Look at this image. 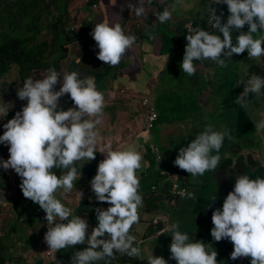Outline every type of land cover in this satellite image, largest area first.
Masks as SVG:
<instances>
[{
  "label": "clouds",
  "instance_id": "obj_1",
  "mask_svg": "<svg viewBox=\"0 0 264 264\" xmlns=\"http://www.w3.org/2000/svg\"><path fill=\"white\" fill-rule=\"evenodd\" d=\"M145 2L151 5L153 0H138V4L128 3L127 7L137 17L146 19ZM182 4L183 0H176L172 11L165 8L156 14V20L166 23L177 5ZM210 4L226 5L229 15L224 21L222 12L216 15V9L208 6L209 25L214 32L195 27L185 37L187 43L180 68L189 77L196 73L195 62L210 60L220 68H227L226 61L233 54L247 52L249 59L264 57V35L254 38L264 33V0H210ZM245 25L247 32L242 31ZM233 31L240 33L235 44ZM91 36L99 49L96 58L110 67L120 65L137 40L135 35L126 34L119 22L106 20L95 24ZM241 84L244 89L235 103L247 108L249 93L262 96L264 78L251 75L247 80H238L235 86ZM66 94L73 107L62 110L59 102ZM16 95L27 103L3 125L5 131L0 135V144L8 146L9 158L0 160V167L5 171L12 169L21 178L23 196L45 213V220L51 225L44 235L49 250L87 245L73 253L70 264H111L117 254L139 257L141 249L133 246L136 237L130 230L140 219L138 208L143 206V197L139 193L138 172L146 162L135 146L113 150L109 142L101 149L104 159L99 162L90 187L96 200L109 207L95 209L97 225L90 234L87 220L56 196L61 189L63 193L73 191L85 161L96 158L100 139L97 126L104 115L105 96L97 89L95 78H81L79 72L73 71L66 72L61 79L59 72L49 68L41 79H26ZM12 107V103L6 105L0 99V118L6 117ZM254 126L257 133L264 132V119ZM226 137L232 138L230 130L217 131L213 124H207L186 147L179 149L174 165L192 177L214 173ZM54 169L61 170L59 177ZM76 195L80 202L83 192L76 190ZM181 195L196 199L195 193L186 189L181 190ZM215 198L212 196L211 201ZM211 222L212 239L232 243L230 259L250 258V264H264V179H250L246 174L238 176L222 208L212 211ZM164 231L171 233L170 259L176 264H217V251L202 241H191L187 233L180 231L178 221L168 224L160 235ZM147 264H168V261L154 257L151 252Z\"/></svg>",
  "mask_w": 264,
  "mask_h": 264
},
{
  "label": "crops",
  "instance_id": "obj_2",
  "mask_svg": "<svg viewBox=\"0 0 264 264\" xmlns=\"http://www.w3.org/2000/svg\"><path fill=\"white\" fill-rule=\"evenodd\" d=\"M121 2H124L126 14L120 24L126 34L137 37L136 43L129 49L121 64L110 67L98 61L102 64L99 65L100 68H97L96 63L91 62L83 54L84 49L88 48L87 43L86 47H82V52L79 51L80 53L75 58L70 59V66H64L67 61L63 64L66 55L58 65L57 72L60 73L61 78L66 72L73 71L79 72L81 78L94 77L97 89L104 93L105 107L102 122L97 126L100 139L96 144V158L88 163L85 161L86 164L81 169V178L75 184L76 189L74 188L69 193H63L62 189L58 190L56 196L66 207L73 209L76 215L87 220L88 234H90L97 225L95 209L109 207L107 203L96 200L90 187V181L96 174L97 166L104 159V155L100 153L101 149L109 142L113 150H123L129 145L135 146L146 162L142 170L138 172L139 193L143 197V206L138 208L140 219L139 223L130 230L131 234L136 237L133 246H138L141 254L136 258L117 254L111 264H147L151 252L154 257H163L168 264H176L170 259L171 233L166 231L160 236L155 235L157 230L163 228L161 225L151 224L156 217L166 218L168 224L178 221L181 232L187 233L191 241H202L212 250H216L217 264H223L230 252L231 242L228 240L216 242L212 239L210 235L213 228L211 215L213 210L222 208L223 200L232 191L238 176L246 174L250 179H264V132L257 133L254 126L255 122L264 119V114L261 115L258 109L264 106V88L261 90L262 96L257 97L256 94L249 93L247 108L231 105L228 92L223 93V105L215 104L214 99L219 96L220 92L227 89L231 76L234 85L240 79H249L251 75L264 78V57L249 59L247 52L240 55L233 54L230 60L226 61L227 68H220L210 60L203 63L195 62L196 73L189 77L180 68L187 43L185 26L192 23L194 28L200 27L210 33L214 32L206 23L209 17L208 6L219 12L223 4H210V0H183V4L177 5L176 10L172 12L171 18L161 24L156 20V14L164 11L165 8L172 11V5L176 3V0H153L151 5L143 3L146 19L137 17L127 7L128 3L138 4V0H121ZM2 8L0 5V16L6 14ZM14 11L18 14L16 8ZM109 14L110 12L104 13L103 17H100L104 18L102 21L106 20L110 23L111 14L110 16ZM27 16H23L13 25L15 31L22 27L21 22ZM85 17H88V14ZM94 19L97 20L96 15ZM226 19L227 16L223 15V20L226 21ZM7 26L6 24L0 25V31L7 33L10 30ZM91 27L88 24L85 25L83 29L85 31H81L82 35H90ZM77 29L75 31L80 30ZM247 30L248 27L245 25L242 31L247 32ZM11 32H13L12 27ZM239 34L238 31H233V44ZM260 35L264 33H260L259 37ZM68 41L70 44L74 40L70 37L65 42ZM92 46L93 49L99 51L95 41L92 42ZM98 69L101 70L98 71ZM259 70L262 73L259 74ZM41 73L30 75L28 72L25 76L23 75L22 81L17 77L14 78L13 81H19L14 84L17 86L20 82L24 83L29 77L41 79L47 74L43 71L40 76ZM15 74L14 71L10 78ZM154 80L159 81V89L163 88V91L159 94L160 98H156L153 104L152 99L155 97L153 94L158 89L153 84ZM58 86L60 87L59 84ZM243 86V84L235 86L234 92H237L238 96L243 92ZM232 98H235V94ZM144 99L149 101L148 107L153 109L158 116L151 131L144 128L146 115V110L142 107ZM59 103L62 110L73 107L67 94L60 99ZM231 112H235L233 116L235 130L230 131L231 137L234 135V140L225 138L219 153L221 160L214 173L205 172L203 176L192 177L174 165L179 149L186 147L207 124H212L211 115H214V118L217 117V121L221 120L214 126L215 130L220 131L221 123L229 130ZM157 128L158 133H154ZM243 133L246 135H238ZM239 139L244 140L243 145L239 144ZM1 148L3 153L0 152V155L8 159V146L1 144ZM77 167L79 168V165ZM57 172L59 177L61 170L57 169ZM172 180L178 181L187 191L195 193L196 199L190 200L184 197L174 204L171 203L168 190ZM76 190L83 192L80 202ZM214 195L216 198L211 201ZM39 213L37 211L34 215L39 216ZM21 214L24 218L19 221L14 217L12 227L15 228L16 223L21 222L19 225L24 224L23 232L19 233L18 230L8 228L4 230L5 235L0 234L1 264H70L73 253L87 246L77 245L53 252L49 250L44 241V235L47 232L45 218L41 220L40 229L35 228L38 231L34 232L33 228L26 231L27 226L31 227L33 223L25 222V220L32 216L30 212H27L26 206L21 209ZM43 215L45 216L44 212ZM47 225L50 227L48 223Z\"/></svg>",
  "mask_w": 264,
  "mask_h": 264
},
{
  "label": "rangeland",
  "instance_id": "obj_3",
  "mask_svg": "<svg viewBox=\"0 0 264 264\" xmlns=\"http://www.w3.org/2000/svg\"><path fill=\"white\" fill-rule=\"evenodd\" d=\"M8 1L9 2L11 1L10 4H9V9L11 11V14L13 15L12 11L15 9V7H17L16 3H17L18 0H8ZM25 1H28V2L32 1L33 2V0H25ZM41 1H44L45 3H48V1L51 2V0H41ZM20 2H21V0H20ZM36 2H38V0H36ZM38 4L36 5V7L33 6L34 7V10H33L34 12H38V8H39ZM49 8L52 9V12H53V13L51 12L49 15L52 14V16L55 17L56 15H55L54 11L56 12V10L51 8V5L49 6ZM221 10H222V6H221ZM109 12L111 14V16L109 14V16L111 17V19L109 20L110 23H113V22H119L120 23L122 21V18L124 16V14H126L125 11H124V2H121V0H68V2H67V13L68 14H67V16H64V18H63V22H65V30L67 31L68 29H70V31H71V29L76 30L77 28L81 30V27H84L83 26L84 23H81V22L84 20L86 14H89V17L91 18V20H94L92 23L95 26L96 23L102 22V20H104V18L102 19L100 17L101 16L103 17L104 13H109ZM56 14H57V12H56ZM90 15H93V16H90ZM94 15H96L97 20L94 19ZM36 17H37V19H36ZM38 17H40V18H38ZM47 17L48 16H46V15H41L40 16L37 13H35V15H33V14L32 15H28L27 18H25V20H23V22H21V26L22 27H20L14 35H16L17 38H22V39L25 38V40L28 41L30 39V35H31L32 31L35 30V32L37 31L38 33L36 34L37 35L36 39L32 40V42H34L33 43L34 45L37 44V43H40V44L43 43L44 44V42L46 40H47V43H50L52 41V37L53 36L50 35L47 32V28L49 27V24H50L49 23L50 19H48L49 17L48 18ZM38 19H40V20H38ZM14 21H15V19H14ZM25 27H28V30H25ZM84 31L85 30H83L82 32H84ZM257 37H259V34L254 36V38H257ZM86 44H87L86 40H82L80 42L74 40L70 44H69V41H68V42H65L63 44L62 48L63 49L66 48V57H65L66 60L63 61V64H64V62L67 61L64 64L65 67L70 66V59L75 58L78 55V53H80L79 51L82 50V47H84V46L86 47ZM24 45L30 46V43L29 42H25ZM54 48L56 50V57H57V56H59L61 54V51H60V49L57 46H55ZM88 50L89 51H87V53H88V55H87L86 49H84V53H83L84 56L88 57V58H94L95 62H98L99 60L96 58L97 57V53L94 50H92L91 47H89V45H88ZM65 67H63V68H65ZM16 69H17V67H14L13 71H16ZM42 73H41L40 76H42ZM258 73L260 74V73H262V71L259 70ZM14 78H16V77L13 75L12 78H10L11 81H13ZM153 84H154L155 87H158L157 91L153 94L155 97L152 99V103L154 104L155 101H156V98L157 99L160 98L159 94L162 93L163 88L159 89V81L158 80H154ZM213 87L217 88V86H213ZM243 89H244V86H243ZM56 90H59V86L58 85L56 86ZM229 91H231V92H229ZM234 91H235V85L232 82V76H231V80H229V85H228L227 89H224L223 92H220L219 96L214 99L215 100V104L223 105V100H224V98L222 97L223 93L224 92H228L229 93V95H228L229 99L228 100L230 101V104L240 107L239 104L235 103V100L237 99L236 96H238V94H237V92H234ZM234 94H235V98L233 99L232 95H234ZM140 99H142V97ZM209 100H208V103H210ZM203 101H205L204 97H203ZM161 104H163V103L161 102ZM258 109L260 111V114L263 115L264 114V106L260 107ZM142 113H144V111H142ZM234 115H235V112H231L230 113L231 119H230V122L228 123V127H229L230 131L235 130L234 129L235 120L233 118ZM216 118L217 117L214 118V115H211L210 119H211L212 124L214 126H216L218 121H221V120L217 121ZM231 126H232V129H231ZM215 129H216V127H215ZM224 129H225L224 125L221 123L220 131H223ZM154 133H158V128H157V130L155 129ZM238 135L239 136H243V135H246V133L238 134ZM232 140H234V135H232ZM243 142H244L243 139H239V144L240 145H243ZM54 171H55L56 175H58L57 174L58 173L57 169H54ZM29 209L31 210V214L30 215L32 216V218L31 217L26 218L25 222L26 221H30L33 224H31V227L27 226L26 231H29V230H31V228H33L34 232H36L38 230L35 229V228L40 229L39 225L42 224L41 220H42V218H45V216L43 215V210L40 209L39 205H37V204L30 205ZM37 211L40 212L39 216H35L34 215V212H37ZM4 216H6V214H4ZM57 222H58V218H57ZM20 223H16V227L13 228V230H18L19 233L23 232V228H24V224L19 225ZM49 226H51V225H49ZM47 227H48V225H47V222H46V228ZM43 230H45V229H43ZM9 232L11 233L12 231H9Z\"/></svg>",
  "mask_w": 264,
  "mask_h": 264
},
{
  "label": "trees",
  "instance_id": "obj_4",
  "mask_svg": "<svg viewBox=\"0 0 264 264\" xmlns=\"http://www.w3.org/2000/svg\"><path fill=\"white\" fill-rule=\"evenodd\" d=\"M67 2L68 0H51L48 1V3H45L44 1L36 0L33 2H28L25 0H18L15 7L17 9L16 11H12L13 15L11 14V11L9 9L10 2L6 0H0V5L3 7L2 9L6 14L3 16H0V25H8L7 28L11 30V27L13 28V32L10 33V30L6 33L0 31V73L6 69L7 65L11 62L15 64L22 74L25 76L28 72L32 70H43L46 71L49 68H54L56 71L58 70V65L63 58L66 55L65 49H63L64 42L71 37L72 40L76 41H82L86 40L89 47H91L92 50H94L96 53L98 52L96 49H93L92 42L94 41L92 39L91 33L82 35L81 31L84 29V27H81V30L75 31L72 29L71 31L65 30V22H63L64 16H67ZM39 3V4H38ZM38 4V12H34V7ZM51 5V8L55 9V17L49 15L52 12V9L49 8ZM37 13L38 15H46L47 18L50 19L49 27L47 28V32L52 35V41L50 43H47V40L43 43H37L33 44L32 40H35L37 37V31H32L30 35V39L28 41L25 40V38H17L16 35H14L17 31H15V26H13L16 22H18L23 16L27 15H35ZM53 13V12H52ZM23 16H22V15ZM40 18V17H38ZM15 19V21H14ZM37 19V17H36ZM90 18L85 17L84 20L81 23L87 24V21ZM40 20V19H38ZM84 24V25H85ZM81 26V25H80ZM94 27V24L92 23V27L90 28V32H92ZM27 28V29H26ZM25 30H28V27H25ZM41 32V31H40ZM13 33V35H12ZM40 34V33H39ZM25 42H29L30 46L24 45ZM55 46H57L61 54L56 57V50ZM88 48L86 49L87 53ZM88 55V53H87ZM91 62L96 63L97 68H100L99 65L102 64L101 62H95L94 58H89ZM101 69H98V71Z\"/></svg>",
  "mask_w": 264,
  "mask_h": 264
},
{
  "label": "flooded vegetation",
  "instance_id": "obj_5",
  "mask_svg": "<svg viewBox=\"0 0 264 264\" xmlns=\"http://www.w3.org/2000/svg\"><path fill=\"white\" fill-rule=\"evenodd\" d=\"M87 18H90L89 14ZM90 20L91 19H88L87 23H91L92 25V22ZM84 24L83 26H85ZM91 25L88 24L89 27H91ZM68 31H70V29H68ZM14 67L17 66L10 62L7 65L6 69H4V71L0 73V99H2L6 105L8 103L13 104V107L8 111V115L6 117L0 118V135H3L5 131L3 125L6 124L9 120H11L14 117L15 113L20 111L22 107H24L27 103V101L19 100L16 95L18 88H21L23 86V83L20 82V84H17L16 86L14 82L17 83L19 81H10V76L14 72ZM15 73L17 74H15V77L19 78V80L22 81L23 74L18 67ZM33 73L39 74L41 73V70L37 69L34 71H30V75H33ZM10 88L15 91L10 90ZM19 104L22 105L20 107H16ZM0 152L3 153L1 144ZM6 159L2 158V156L0 155V160ZM20 184L21 178L12 169H8L7 171H5L2 167H0V232H2L0 234L5 235V229L13 228L12 226L14 222V217L19 221L24 218L21 214V209H23L25 206L29 209L30 205L33 203L31 200L26 199L23 196L22 191L20 189ZM28 209L27 212L31 213V210ZM34 213L36 215L37 212ZM4 214H6V216H4ZM1 261L3 263L5 262L3 260Z\"/></svg>",
  "mask_w": 264,
  "mask_h": 264
},
{
  "label": "built area",
  "instance_id": "obj_6",
  "mask_svg": "<svg viewBox=\"0 0 264 264\" xmlns=\"http://www.w3.org/2000/svg\"><path fill=\"white\" fill-rule=\"evenodd\" d=\"M223 13V15L227 16L229 15L228 13V10H227V6L226 5H223L222 6V10L219 11V12H216V15H220V13ZM206 23L209 25V17L207 18L206 20ZM194 28V24L192 23H189L185 26V30L187 32V34H190L192 29ZM123 93V92H122ZM149 105V101L147 99H144L142 101V107L146 110V115H145V124H144V128L147 130V131H151L156 122H157V114L153 111V109H150L148 107ZM155 152L157 153V150H155ZM157 159L159 160V157L157 156ZM177 185H179L177 187ZM182 189H186L182 184H180L178 181H175V180H172L171 183H170V186H169V190H168V196H169V199H170V202L171 203H175L177 202L178 200L180 199H183L184 197L181 195V190ZM151 224L153 226H157V225H161L164 229L167 227V224H168V220L164 217H156L152 220ZM157 230L155 232V235L156 236H160V231L162 230ZM166 231H164L162 234H164ZM237 264H250V258H241L238 260Z\"/></svg>",
  "mask_w": 264,
  "mask_h": 264
},
{
  "label": "water",
  "instance_id": "obj_7",
  "mask_svg": "<svg viewBox=\"0 0 264 264\" xmlns=\"http://www.w3.org/2000/svg\"><path fill=\"white\" fill-rule=\"evenodd\" d=\"M87 24L91 25V23H87ZM87 24H85V25H87ZM232 251H233V245H232V243H231V249H230V252L228 253L226 259H225L224 262H223V264H237V262H238L239 259H237V260H232V259H230V254H231Z\"/></svg>",
  "mask_w": 264,
  "mask_h": 264
}]
</instances>
